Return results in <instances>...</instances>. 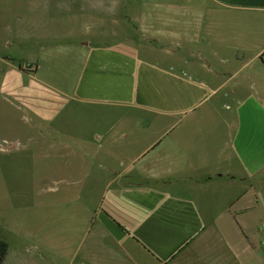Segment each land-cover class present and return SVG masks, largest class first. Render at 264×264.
I'll return each instance as SVG.
<instances>
[{"label": "crops", "instance_id": "crops-1", "mask_svg": "<svg viewBox=\"0 0 264 264\" xmlns=\"http://www.w3.org/2000/svg\"><path fill=\"white\" fill-rule=\"evenodd\" d=\"M147 3L68 44L66 87L0 58L1 91L41 123L67 106L74 154L112 175L96 210L107 236L170 264L232 232L245 264L236 221L264 180V0Z\"/></svg>", "mask_w": 264, "mask_h": 264}, {"label": "rangeland", "instance_id": "rangeland-1", "mask_svg": "<svg viewBox=\"0 0 264 264\" xmlns=\"http://www.w3.org/2000/svg\"><path fill=\"white\" fill-rule=\"evenodd\" d=\"M148 1L0 0V58L22 71L39 66L38 85L66 87L68 44L84 33L92 37L105 22L129 24L127 7ZM4 67L0 61V69ZM1 90L0 241L7 246L3 264H157L139 248L100 229L96 210L112 175L91 174L84 158L74 154L67 106L41 123ZM56 96L52 93L46 101L61 103ZM76 130L85 132L83 127ZM12 143L16 147L7 150ZM257 186L258 206L246 220L236 221L251 249L240 254L245 264H264V180ZM240 244L235 233L225 237L213 232L199 251L186 252L170 264H242L235 253Z\"/></svg>", "mask_w": 264, "mask_h": 264}, {"label": "trees", "instance_id": "trees-1", "mask_svg": "<svg viewBox=\"0 0 264 264\" xmlns=\"http://www.w3.org/2000/svg\"><path fill=\"white\" fill-rule=\"evenodd\" d=\"M7 246L3 241H0V264H3L4 258L6 256Z\"/></svg>", "mask_w": 264, "mask_h": 264}, {"label": "water", "instance_id": "water-1", "mask_svg": "<svg viewBox=\"0 0 264 264\" xmlns=\"http://www.w3.org/2000/svg\"><path fill=\"white\" fill-rule=\"evenodd\" d=\"M15 147H16L15 143H12V144H10L9 146H7L6 149H7V150H11V149H13V148H15Z\"/></svg>", "mask_w": 264, "mask_h": 264}]
</instances>
